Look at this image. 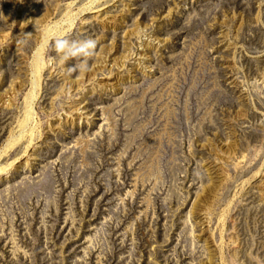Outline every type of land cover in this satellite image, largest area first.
Here are the masks:
<instances>
[{
	"label": "rangeland",
	"instance_id": "374dc122",
	"mask_svg": "<svg viewBox=\"0 0 264 264\" xmlns=\"http://www.w3.org/2000/svg\"><path fill=\"white\" fill-rule=\"evenodd\" d=\"M92 1L0 0V151L44 26L97 41L43 48L0 264H264V0Z\"/></svg>",
	"mask_w": 264,
	"mask_h": 264
},
{
	"label": "bare ground",
	"instance_id": "6f19581e",
	"mask_svg": "<svg viewBox=\"0 0 264 264\" xmlns=\"http://www.w3.org/2000/svg\"><path fill=\"white\" fill-rule=\"evenodd\" d=\"M95 3V0L91 2V4L89 5V8ZM76 15V14H75ZM73 16V15H72ZM67 18L65 19V23L63 24H57L54 23L52 25H45L44 28L42 29L40 38L38 39V43L35 47L34 53L32 55V60L30 63V70H31V78H30V84H31V89L29 90V94L27 96V105H26V110L25 111V115L23 117V119L21 120V122L19 121L20 124V130L18 135H12V133L10 134V136L8 137L7 143L4 145V147L1 149L0 151V157L7 153L9 149L12 148V146L14 147V145H16V143H18L19 140H21L23 137H29V141H32V136L33 134V130H34V123L32 125V116H33V105L35 102V87L37 85V81H38V76L40 75L41 72V67H42V55H43V48L45 46V44L48 41V36L50 34V31H59V30H63L64 27L69 26L71 24V16L68 15L66 16ZM60 25V27H59ZM25 106V104H24ZM14 134V133H13ZM10 165V164H9ZM6 169L5 166L1 167L0 166V171H4Z\"/></svg>",
	"mask_w": 264,
	"mask_h": 264
},
{
	"label": "clouds",
	"instance_id": "9594fccd",
	"mask_svg": "<svg viewBox=\"0 0 264 264\" xmlns=\"http://www.w3.org/2000/svg\"><path fill=\"white\" fill-rule=\"evenodd\" d=\"M76 19H78V16L73 17L71 22L74 24ZM48 41H50L52 49L57 54L56 56H50L49 60L60 64L64 63L69 58H84L95 55L97 45V41L93 37H73L70 28H65L59 31H50ZM82 69H88L86 62L82 64Z\"/></svg>",
	"mask_w": 264,
	"mask_h": 264
}]
</instances>
